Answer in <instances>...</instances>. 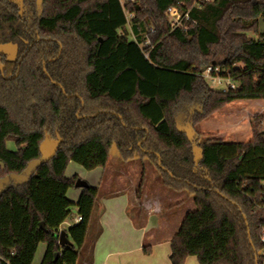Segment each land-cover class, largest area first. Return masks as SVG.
Returning a JSON list of instances; mask_svg holds the SVG:
<instances>
[{"label": "trees", "instance_id": "1", "mask_svg": "<svg viewBox=\"0 0 264 264\" xmlns=\"http://www.w3.org/2000/svg\"><path fill=\"white\" fill-rule=\"evenodd\" d=\"M125 1L0 0V48L17 47L14 59L0 50V264H32L40 243L41 264L78 263L99 189L89 184L75 203L67 191L80 177L65 172L70 161L105 167L113 146L193 197L170 239L172 264H263L264 129L251 121L246 142L200 143L176 111L197 124L230 102L264 100V0ZM212 64L238 88L211 89L199 73ZM46 141L55 142L48 157ZM73 207L82 220L61 246Z\"/></svg>", "mask_w": 264, "mask_h": 264}, {"label": "crops", "instance_id": "2", "mask_svg": "<svg viewBox=\"0 0 264 264\" xmlns=\"http://www.w3.org/2000/svg\"><path fill=\"white\" fill-rule=\"evenodd\" d=\"M75 163L74 161L69 162L65 172L66 177L76 176L67 174L69 166ZM107 165L105 167H97L93 171H104ZM73 166L75 167V165ZM79 177L86 179L90 185L99 189V202L93 214V217L96 218L95 227L92 230L93 234L91 236L87 234L86 242L80 252L77 264H172L171 259H169L172 234L166 238H158V241L151 243V253L147 254L144 252V247L147 246L144 243L146 228L144 220L148 219L152 209L163 213V203L179 207L184 200L172 198L168 200V204V201L163 202V197L156 200L155 197L145 192L142 187V199L139 200L137 189L142 185H139V182L135 181V179H131L125 166L124 175H103L102 172V175ZM82 191L83 188L73 186L67 191V197L76 203ZM190 198L193 205V197L190 196ZM186 209L185 213L189 211ZM77 211L78 208L74 207L71 216L61 225V230L68 229L74 223V219L78 216ZM182 218L183 216L180 217V222ZM90 229L89 227L88 233H90ZM164 243H166V247L157 249L160 248L158 246ZM46 250L47 244L40 243L32 264H41ZM187 262L184 264H187Z\"/></svg>", "mask_w": 264, "mask_h": 264}, {"label": "rangeland", "instance_id": "3", "mask_svg": "<svg viewBox=\"0 0 264 264\" xmlns=\"http://www.w3.org/2000/svg\"><path fill=\"white\" fill-rule=\"evenodd\" d=\"M120 1H122V3L126 2L125 0ZM130 36L132 37V35ZM0 50L7 53L10 59H14L16 57L17 47L15 45L3 46ZM214 61L215 63H219V59H215ZM203 79L206 80L211 89L220 90V85L217 81L209 80L205 77H203ZM193 109L194 110L191 114H194V116L197 117V113L201 110V105L197 104ZM176 113L178 128L186 131L191 138L197 137L198 135L200 143L209 139L214 140L215 138H222L228 141L240 140L246 142L252 137L250 127L251 121L254 125H259L261 130L264 129V100L245 99L230 102L229 104L216 110L212 117L197 124H190V114L185 108L180 107ZM7 146L10 149H16V144L12 140L7 142ZM54 146L55 142L46 141L43 147V156L48 157L52 153ZM73 165H75V167ZM124 166L127 167V171L131 179H135V181L139 182V185H142L144 191L155 197L156 200H159L162 197L163 202L171 200L172 198L184 200L183 204L179 207L165 205L163 203V213L156 209L151 210L148 215V219L144 220L146 227L144 243L146 245L151 243L153 244V242L158 241V238H166L168 235H173L177 232L181 227L180 225L184 216L186 215V207L189 206L190 208L188 207L186 210L191 211L195 208V206L194 204H191V198L187 192H175L167 186H164L155 164L150 162L147 158L142 159L140 153L137 152L133 159L125 161L120 157L116 146H113L107 168L104 170L105 172L103 170H88L80 164L75 163L69 166L67 174L79 175L83 177H87V175H102V172L103 175H124ZM1 187L2 182H0V188ZM182 216L183 218L180 222L179 219ZM95 220V217L91 220V229L90 233H88L90 236L93 234L92 230L95 227ZM165 245L166 243L158 246L160 248L157 249L166 247ZM186 262L187 264H191V262H193V264H200L198 258L195 256H189L184 263Z\"/></svg>", "mask_w": 264, "mask_h": 264}, {"label": "built area", "instance_id": "4", "mask_svg": "<svg viewBox=\"0 0 264 264\" xmlns=\"http://www.w3.org/2000/svg\"><path fill=\"white\" fill-rule=\"evenodd\" d=\"M129 1V0H127ZM134 1V0H131ZM210 1V0H207ZM168 13L172 16L174 15V9L173 8H169L168 9ZM130 15H127V17L130 18ZM180 20H178L177 17H174L172 19V26H176L179 23ZM202 77H205L209 80H214L217 81L218 84L220 85V90L223 92L229 91L230 89H236L238 88V83L232 79L229 75L227 76L225 74V70L220 66V65H216V64H212L207 66L202 72L199 73ZM262 186H264V180L262 183ZM257 206L259 208H262L264 211V196L260 198L259 201L256 202ZM263 219H264V214H263ZM82 220V216H77L74 219V222H79ZM260 240L262 242V248L259 252V254L264 257V227L261 230V237Z\"/></svg>", "mask_w": 264, "mask_h": 264}, {"label": "water", "instance_id": "5", "mask_svg": "<svg viewBox=\"0 0 264 264\" xmlns=\"http://www.w3.org/2000/svg\"><path fill=\"white\" fill-rule=\"evenodd\" d=\"M259 30L261 32H264V19L263 18L259 19ZM1 68H2V70H4L3 66ZM75 186L78 187V188H86V187L89 186V183L86 180L82 179V178H78L77 181H76ZM42 225L45 226L44 223H42ZM59 242H60L61 246L72 244V241L68 238V236H67V234H66V232L64 230L60 231ZM58 256H59V253L57 252L55 254L56 259L58 258ZM256 257H257V255H256ZM258 261H259V257H257V264H258Z\"/></svg>", "mask_w": 264, "mask_h": 264}]
</instances>
